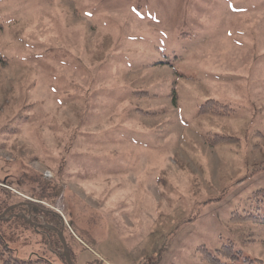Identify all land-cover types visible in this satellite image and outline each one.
Here are the masks:
<instances>
[{
    "label": "rangeland",
    "instance_id": "obj_1",
    "mask_svg": "<svg viewBox=\"0 0 264 264\" xmlns=\"http://www.w3.org/2000/svg\"><path fill=\"white\" fill-rule=\"evenodd\" d=\"M262 188L264 0H0V214H60L74 264H264ZM27 208L0 264H66Z\"/></svg>",
    "mask_w": 264,
    "mask_h": 264
},
{
    "label": "trees",
    "instance_id": "obj_2",
    "mask_svg": "<svg viewBox=\"0 0 264 264\" xmlns=\"http://www.w3.org/2000/svg\"><path fill=\"white\" fill-rule=\"evenodd\" d=\"M232 109L230 106L226 105V104H222L216 100L210 99L207 100L200 108V114H208L211 113L213 115H217V116H222V115H229L231 113ZM231 141V137H222V136H218L216 137V140H212L210 141V144H215L214 142L216 141ZM252 200H250V206L249 208L251 210L255 209L256 215L252 214L251 211H247V215H239V213L236 212L237 214V218L241 217V218H254V219H264V188L257 190L256 192L253 193V196L251 197ZM32 201V200H31ZM55 201V200H54ZM31 203H36V202H31ZM28 206H19L17 208H14L13 210L15 211H23L24 208H27ZM13 210H11L10 212H14ZM37 211V215L33 214V212ZM9 212V213H10ZM26 213L27 216L30 217L29 221L32 222H38V223H48L51 225H54L58 228H63L64 229V234H65V230H66V226L64 227V221L61 218L60 214H58L57 212L49 209V208H45L44 206H40V205H36L34 204V206L32 207L31 213L32 215H29V211L27 208V211H24ZM42 213V216L41 214ZM263 216V218H261ZM32 227V229L41 234L43 239H46L45 242L47 244H49V247H51V249H53L52 247H56L57 245L60 246V249H62V256H63V245L61 242V239L59 237V235L57 234V232H55L54 230L50 229V228H46V227H42V226H37L35 224L33 225H29ZM224 253H222L223 257L227 260V262H224L222 260H220L219 254L218 252H220L219 250L216 251L217 256L212 255L211 253L207 252L206 248H202V250H204V256H206V258L208 259L209 263L211 264H236L237 261H239V259L241 260L242 256V252H236L233 249L232 244L228 245V246H224ZM71 252V251H70ZM39 258H28V259H20V260H15L14 262L11 260H5L4 264H35V263H39L44 261L42 258V256H37ZM244 263H248V264H252V258L249 257H244V259L242 260ZM256 261H260L259 259ZM67 264V262H66Z\"/></svg>",
    "mask_w": 264,
    "mask_h": 264
},
{
    "label": "water",
    "instance_id": "obj_3",
    "mask_svg": "<svg viewBox=\"0 0 264 264\" xmlns=\"http://www.w3.org/2000/svg\"><path fill=\"white\" fill-rule=\"evenodd\" d=\"M16 206L17 205H15V206L12 205L9 208H6V210L0 215V219L3 218L6 215V213H8L10 210L14 209ZM30 222H32V221H30ZM32 223L35 225L50 228V229L54 230L55 232H57V234L59 235V237L61 239L62 245H63V252L65 255L67 264H74L72 257H71V252H70V249L68 246V242H67V239H66L65 234H64V229L58 228V227L51 225V224H37L35 222H32Z\"/></svg>",
    "mask_w": 264,
    "mask_h": 264
},
{
    "label": "flooded vegetation",
    "instance_id": "obj_4",
    "mask_svg": "<svg viewBox=\"0 0 264 264\" xmlns=\"http://www.w3.org/2000/svg\"><path fill=\"white\" fill-rule=\"evenodd\" d=\"M13 205H17L15 208H17V207H19V206H21V205H23V206H31V207H33L34 206V203H30V202H19V203H17V204H13ZM3 213V212H2ZM1 213V214H2ZM10 213H15V214H18L19 212H10ZM0 214V215H1ZM7 214H9V213H6V215ZM5 215V216H6ZM26 217H28L27 215H26ZM28 219V218H27ZM35 223H37V224H47V223H38V222H35ZM37 226H39V225H37ZM43 227V226H42ZM61 229H63V228H61Z\"/></svg>",
    "mask_w": 264,
    "mask_h": 264
},
{
    "label": "crops",
    "instance_id": "obj_5",
    "mask_svg": "<svg viewBox=\"0 0 264 264\" xmlns=\"http://www.w3.org/2000/svg\"><path fill=\"white\" fill-rule=\"evenodd\" d=\"M192 28H196V27H194V26H192ZM194 30L195 29H193V30H190L189 32H191L189 35H190V38H193L194 37Z\"/></svg>",
    "mask_w": 264,
    "mask_h": 264
}]
</instances>
